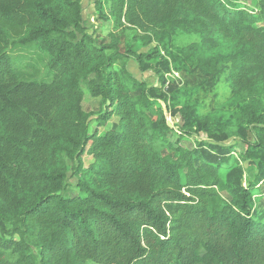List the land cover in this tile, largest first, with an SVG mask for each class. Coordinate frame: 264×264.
<instances>
[{
  "label": "trees",
  "instance_id": "trees-1",
  "mask_svg": "<svg viewBox=\"0 0 264 264\" xmlns=\"http://www.w3.org/2000/svg\"><path fill=\"white\" fill-rule=\"evenodd\" d=\"M104 1L106 20L144 45L199 36L178 60L206 90L224 76L247 185L199 100L172 113L216 151L170 150L161 102L172 88L133 76L127 61L145 70L146 55L122 51L112 31L109 43L90 34L81 0H0V264H264V0ZM22 49L30 62L11 53ZM83 85L100 98L98 122L119 118L111 129L91 131Z\"/></svg>",
  "mask_w": 264,
  "mask_h": 264
},
{
  "label": "rangeland",
  "instance_id": "rangeland-1",
  "mask_svg": "<svg viewBox=\"0 0 264 264\" xmlns=\"http://www.w3.org/2000/svg\"><path fill=\"white\" fill-rule=\"evenodd\" d=\"M84 6V19L85 25L88 27L89 33L96 37L99 41L109 43L111 38L109 32H114L119 37L120 49L127 51L132 48L138 53H143L146 56L143 58L147 69H142L141 65L135 59H129L127 61L128 71L139 80H144L148 85H160V78L166 80V87L172 88L170 92L171 98L168 103L161 102L164 112L166 114L168 122L174 127L172 132H169L168 147L173 149L176 146H184L189 149H195L200 147H206L212 151H216L211 145L216 142L212 141L211 136L205 131L194 130L190 135L182 133L180 126L182 123L179 113L173 114L172 110L180 109L183 105L189 104L199 100L201 107L199 113L201 116L211 115L217 117V122L211 125L212 134L226 135V138L218 142L220 145L231 146L230 152L238 158L239 164L244 169V175L242 178L243 184L247 185L248 180V168L251 167L249 160H244L242 155L246 152L245 146L241 141L238 133L239 125L236 123V119L233 117L234 110L229 108H222V104L230 94V89L224 80V76L217 83L214 89L206 90L204 87H200L194 84V80L197 78V74L193 73L190 69L185 70L181 62L178 60L179 48L198 41L199 36L196 34H188L181 31H177L172 37L166 40V48L156 42L143 44L142 34L138 29L132 27L114 28L112 20H106L108 14V5L104 0H81ZM249 7H253V2H249ZM256 11V9H255ZM264 24V23H263ZM30 51L12 50L13 56L17 54L28 56L26 62H30ZM177 56V60L173 59ZM163 62H167L168 66L162 65ZM84 98L83 108L92 112L94 115L91 119V131L97 130L99 133H103L109 130L119 121L117 116L111 117L106 123L97 121L98 114L102 111L99 97H93L83 85ZM221 135V136H223ZM249 139H252V134L249 131ZM227 148V147H226ZM93 161V158L89 155H84V163L88 165ZM68 196H75L79 193L77 186V177L72 172V163H69V178L68 188L65 192ZM225 196H229L228 191L223 192ZM96 264V263H88Z\"/></svg>",
  "mask_w": 264,
  "mask_h": 264
},
{
  "label": "water",
  "instance_id": "water-1",
  "mask_svg": "<svg viewBox=\"0 0 264 264\" xmlns=\"http://www.w3.org/2000/svg\"><path fill=\"white\" fill-rule=\"evenodd\" d=\"M169 123V125L171 126V123L170 122H168Z\"/></svg>",
  "mask_w": 264,
  "mask_h": 264
}]
</instances>
